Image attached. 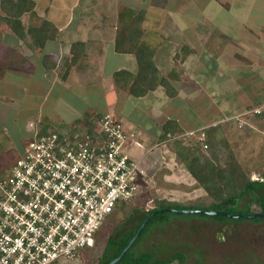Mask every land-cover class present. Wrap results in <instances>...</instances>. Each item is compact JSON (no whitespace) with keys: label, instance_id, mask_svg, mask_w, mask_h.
<instances>
[{"label":"rangeland","instance_id":"rangeland-1","mask_svg":"<svg viewBox=\"0 0 264 264\" xmlns=\"http://www.w3.org/2000/svg\"><path fill=\"white\" fill-rule=\"evenodd\" d=\"M32 1L33 10L20 18L26 34L25 40L14 37L8 27L0 23V64L5 65L0 79V174L22 153L25 140L28 139L29 123L36 124L39 121L46 124L50 121L54 128H63L76 124L83 115L89 113L94 117L104 114L114 117L121 115L118 118L120 123L139 126L142 124L143 127L150 124L149 128L164 120L163 116L152 117L144 114L146 111L142 106H136L133 111L129 109L128 103L133 97L128 95L127 88L124 90L117 88L109 76L113 69V60H116L115 56L119 57L115 55L116 53L129 57L127 70L134 74L137 70L134 52L139 45L150 52L153 62L155 54L159 55L161 52L163 57L158 56L162 59V64L158 66L160 67L158 78L170 82L172 78L168 75L171 68L169 66L181 58L180 50L185 52L195 50L193 53L195 59L201 58L207 62V52L210 53V57L213 56L211 47L214 42L218 43L217 48L221 49L218 52L225 55V58L230 57L234 50L246 46L243 32L236 31L231 24L241 17L239 11L244 14L248 12L243 17L246 21L249 19L248 25L260 28L259 31L263 33L261 41L264 45V0H249V5L244 8L245 12L238 8L235 3L237 0ZM225 4L227 7H223ZM2 16L0 9V17ZM42 28H46L48 35L52 34L54 37L45 42L42 50L30 49L31 38ZM251 35L257 37L256 33ZM81 42L84 44L83 53H79L77 48ZM166 50L173 51L167 54ZM174 52H177L175 57H170ZM21 56L25 59L23 64H19ZM189 58L186 60V67L182 68V65H179L182 69L174 70L177 76L188 74L190 70L188 66L192 62ZM10 61L13 66H6ZM252 62L243 58L238 59L237 66L240 69L236 72L240 75L245 72L246 75L230 87V90L245 92L243 100L247 101L248 107L246 106V110L239 116L226 120V125L219 126L217 138L222 140L224 153L230 150L233 158L241 162L248 156H256L261 148L263 149L261 156H264V112L258 116H248L247 119L243 117L252 114L254 110L264 108V99L256 105L254 102L251 103V100L261 99L258 98L261 95L264 98V59L257 62L259 69L253 67L257 69L256 72L252 71ZM200 64L197 63V66ZM200 67L204 69L202 71L205 74L206 67L203 64L199 66L197 68L199 72ZM192 70L197 72L196 69ZM234 75L235 72L230 71L229 76ZM182 81L172 83L175 90L172 88L174 95L171 98L176 102L168 98L162 110L165 108L168 110L167 105L170 102L175 104L179 111L177 117L181 122V125H178L186 133L175 139L171 138L165 144H156V141L152 144H156L155 147L159 150L162 149L168 158L181 153L185 145L188 147L197 145L191 139L197 132L192 129L195 128L194 116L199 114L200 108L205 107L201 100L194 104L193 83ZM204 82L199 79V87ZM197 90L199 91V88ZM204 90L205 94L209 93L211 86ZM202 93L200 89L199 95ZM163 94L161 92L148 94L143 99L144 103L156 105L158 95L162 96L161 99L165 98ZM125 104L126 110L123 111L122 106ZM163 115L168 116L166 112ZM199 125L202 124H197L198 127ZM252 126L256 128L255 134L258 136L246 138L248 144L240 143L245 131L250 130ZM198 150L207 158L210 157V149L199 145ZM135 152L140 153V149H135ZM200 155L197 153V156ZM215 164L217 166V163ZM261 170V173H264V166ZM260 174L251 173L249 178L256 180ZM168 182L164 177L161 189H158L159 183L153 185L143 179L141 194L132 202L125 204L124 208L119 207L107 219L95 239L93 249L79 255L74 261H62L58 264L96 263L106 239L115 227L131 214L146 212L150 210L149 206H155L156 198H162L158 195L159 190L164 196L168 193L173 195L170 198H175L181 203L191 201L210 203L200 188L194 192L196 185L187 183L185 186L182 184L172 186ZM262 190L264 192V184ZM152 199L154 202L150 203ZM247 202L248 198L241 199L237 207L242 208ZM251 209L257 211L255 203L251 205ZM241 220L239 223L231 219L219 223L197 216L166 214L164 218H154L148 224L134 252L138 254L148 251L153 253L156 259H166L174 252H182L187 264L196 261L204 264H264V219H260L259 223Z\"/></svg>","mask_w":264,"mask_h":264},{"label":"built area","instance_id":"built-area-1","mask_svg":"<svg viewBox=\"0 0 264 264\" xmlns=\"http://www.w3.org/2000/svg\"><path fill=\"white\" fill-rule=\"evenodd\" d=\"M42 125L28 124L22 153L0 174V264L74 261L141 194L145 173L117 118L101 115L92 136Z\"/></svg>","mask_w":264,"mask_h":264},{"label":"trees","instance_id":"trees-1","mask_svg":"<svg viewBox=\"0 0 264 264\" xmlns=\"http://www.w3.org/2000/svg\"><path fill=\"white\" fill-rule=\"evenodd\" d=\"M152 1L154 2L155 0ZM223 7H227V5L225 4ZM33 8L34 2L32 0H3L0 2V9L3 13V16L0 17V23L5 24L14 37L19 40H25L26 34L23 30L20 18L22 15L31 12ZM53 37L54 36L52 34L48 35V30L46 28H42L35 37L31 38L32 43L30 42L29 48L42 50L45 42ZM77 48H79V53H83L85 51L84 44H82V42ZM134 53L137 62L136 72L134 74L126 70L114 72L111 78L116 87L123 90L127 88L128 95L134 98L144 97L147 93L155 91L161 87L163 88L166 96L171 98L174 95V90L167 80L158 78V70L152 61V55L150 52L145 50L143 46L139 45ZM17 56L19 55L17 54ZM24 60L25 59L22 57V59L19 60V64H23ZM3 66L5 65L0 64V79L4 73ZM6 66H13V63L10 61L6 64ZM90 114L91 113L83 115L82 119L79 122H76V124L63 128H68L70 131L74 130V127L81 126L86 129V133L88 135L92 136L96 120L101 115L94 117ZM258 115L261 114L252 113L243 117L244 119H247L248 116ZM42 126L43 131H45L47 127L54 128V126L50 124V121ZM161 128L162 133L158 138V143L165 144L171 138L175 139L183 136L185 133L176 121L170 119L164 122ZM218 131L219 126L203 130L202 132H195V134H193V138L191 139L194 140L197 145L190 147L185 145L182 148L183 150L181 153H177L175 155V157L178 158L181 167L193 180L194 185L198 186L202 190L205 197L210 200V203L204 204L202 201H191L185 204L178 200H167L160 197L156 198L157 203L155 206L153 205L152 209L146 212L131 214L122 223L115 227L106 239L102 253L94 264H108L110 261L115 259L150 212L158 213L147 222L135 242L131 245L128 251L122 255L116 264H172L174 262L178 264H187L185 255L182 252H174L166 259H156L154 258L153 253L148 251L138 254L134 252L135 246L138 244L139 239L148 224L154 218H164L166 214L176 215L170 212L172 209L177 211H198V213H180L178 215H188L191 217L197 216L219 223L229 221L230 219L227 218L228 215L249 216L255 213L264 215V192L262 190L264 184V173H261V167L264 166V161H262L264 156H261L263 155V149L261 148L256 153V156H248L244 162H241L240 160L238 161L236 158H233L230 150H227L226 154L224 153L222 140H217ZM199 145L205 149H210L209 158L204 156L202 152H200L201 150H198ZM197 153L201 155L197 156ZM215 160L217 161L215 162ZM215 163H217V166ZM251 173H261V176L256 180H251L249 178ZM244 198H248L247 205L242 208L237 207L238 202ZM254 203L257 206V211L251 209V205ZM124 205L125 203L121 206L124 208ZM205 212H222L225 215L210 216ZM231 220L238 223L242 222L241 218ZM261 220L251 219L246 221L259 223ZM102 229L103 227L95 233L93 244L90 247L82 249L80 251V255H84L86 252L93 249L95 239ZM193 264L204 263L196 261Z\"/></svg>","mask_w":264,"mask_h":264},{"label":"crops","instance_id":"crops-1","mask_svg":"<svg viewBox=\"0 0 264 264\" xmlns=\"http://www.w3.org/2000/svg\"><path fill=\"white\" fill-rule=\"evenodd\" d=\"M141 1L148 2V0H141ZM235 3L238 6V8H240V10L241 8L242 10H244V8H246L249 5V0H237ZM239 12L241 14V17H238L239 18L238 20L232 21L231 24L233 25V28L236 31H241L244 34V38H245L244 43L246 46L243 49L234 50V53H232L230 57L225 58V55H222L218 52V50H221L220 48H217L218 43H215L213 41L214 45L211 47V50H212L211 53L213 54V56L210 57V53L207 52V56H206L207 62H205V60H202L201 58L195 59V57L193 56V53L195 50H192V51L188 50L186 52L185 50H180L181 58L176 60L175 64L172 63L169 66L171 68L168 71V75L170 76V78H172V81L170 82L168 81L170 86L175 90L174 85H172V83L175 84L179 81H182L183 79L189 82H192L195 88L192 90V94L194 95V97H192V99L194 100V104H197L195 102H200L198 100H201L202 105L205 104V107H203L202 109L200 108V111L198 112L199 114L194 116L196 117L194 120L195 123L193 124L195 128H192L194 131H200L203 129L207 130V129H211L217 126L222 127L227 124L226 120L230 118H234L237 115L239 116L240 113L246 110V108L248 107L247 101L243 100V97L245 96L244 95L245 92L243 91L239 92V90L238 92H236L235 90H230V87L233 85V83L235 84V82L239 78H242L243 76L246 75L245 72L242 73L241 75L236 72L240 69L237 66L238 59L243 58V60L253 61L252 71L254 72L257 71V69L255 68H258V69L260 68L257 62H259L260 59L262 60L264 59V45L262 44V41H261L263 33H261V30L259 31L260 28L259 29L256 28V25H253V26L248 25L249 19H247V21L246 19H243L244 15L248 14V12L245 14L242 11H239ZM251 33H256L257 37H253ZM171 51L173 50H166V53L169 54L171 53ZM176 53L177 52H174L173 55L170 57L174 58ZM185 54H187V56L184 57ZM115 55H119V57L115 56L116 60H113L114 64H113L112 71H110V75H109L110 77L112 76L114 72H117L119 70L129 71L127 70L128 67L126 66L128 64L129 57L122 53H116ZM158 56L163 57L161 56V52L159 55L155 54V57H154V63L159 71L160 67L158 68V66L159 64H162V59ZM188 57H190L189 59H192V62L189 60L191 62V65L188 66V68H190V70L187 72L188 74L184 73L182 74V76L181 75L177 76V73L175 74L174 70L176 71V68L182 69L183 66L186 67L187 65L186 60L188 59ZM197 63H201V64L197 66ZM202 64L204 67H206L205 74H204V71H202L203 69L202 67H200L201 72H199L197 69ZM179 65H182V68ZM254 66L255 68H253ZM192 68L196 69L198 73L194 72ZM230 71H234L235 75L229 76ZM199 79L202 82L205 81L203 85H205L206 87H203V85L199 87L200 86L198 83ZM209 86H211V90L209 91V93L205 94L204 89H207ZM198 88H199V91L200 89L203 91L201 95H199V91L197 90ZM194 90H197V91L193 92ZM157 92H161L163 94V88L159 87L155 91L147 93L145 97H141V98L133 97L128 103L129 109L132 111L136 108V106H142L143 109L146 111L144 112V114L145 113L149 114L152 117H154L155 115L163 116L164 120L160 122V124L158 123L159 125L158 124L153 125L151 128H149L150 124L149 126L143 127L142 124H140L139 126L136 124L134 125L129 124V123L124 124L123 122H121L125 133L129 136V139L127 142V148H126L127 153L132 159L139 160L141 162L142 169L145 173L144 181L147 183L150 182L153 185L159 183L158 189H161V183L162 181H164V177H165V180H168L169 181L168 183L171 184L172 186H176V185L179 186L181 184L185 186L187 183H191L194 185V182L190 178L189 174L179 164L177 157L175 158L172 155L170 158H168L169 156L168 155L165 156V153L162 151V149L159 150V148L155 147V145L158 143L157 142L158 138L162 133L161 127H162V124H164V122L170 119V120L176 121L179 125H181V122L179 118L177 117L179 116L178 115L179 111L176 109L177 106H175V104L172 103V102H176V100L173 98L170 99L169 97L165 95V93L163 94L165 98L161 99L162 96L160 95H158V97L156 98L157 103H158V104L156 103V105H159V106L150 105L149 103H146V104L144 103L143 99L146 98L148 94H154ZM177 96H178V92H177ZM168 98L172 102H170L167 105L168 110L167 108H165V110L163 111L162 108L165 107L164 105L167 103L166 101ZM258 98H261V99L251 100V103L254 102V105H256L258 104L257 102H262L264 99L262 98V95L259 96ZM122 107H123V111L126 110L125 109L126 104ZM165 112L168 114V116L163 115V113ZM119 116L121 115H118L115 117L118 119ZM197 124H202V125H199L200 127H198ZM187 130H190V129H187ZM256 132H257L256 128H253L252 126L250 127V130L245 131L242 138L240 139L241 141L240 140L238 141H240V143H243V144H246V143L248 144L246 138H249V136L250 137L253 136L255 138L256 136H258L255 134ZM155 141H156V144L152 145ZM137 148L140 149V153L138 154L137 152H135V149ZM194 187H196L194 192H197L199 187L198 186H194ZM199 190L202 191L201 189ZM161 193L162 191L159 190L158 195L164 199L176 200L175 198L171 199L170 196H173V195H170L169 193L166 196L162 195Z\"/></svg>","mask_w":264,"mask_h":264},{"label":"water","instance_id":"water-1","mask_svg":"<svg viewBox=\"0 0 264 264\" xmlns=\"http://www.w3.org/2000/svg\"><path fill=\"white\" fill-rule=\"evenodd\" d=\"M171 213H174L176 215L180 214V213H186V214H192V213H198V211H194V210H190V211H177V210H170ZM158 212H150L146 218L143 220V222L141 223V225L138 227V229L136 230V232L134 233V235L130 238V240L127 242V244L125 245V247L123 248V250L119 253V255L113 259L112 261H110L108 264H116L118 262V260L122 257V255L128 251V249L131 247V245L135 242V240L137 239V237L139 236V234L141 233L142 229L146 226L147 222L157 214ZM203 213V212H201ZM207 215L210 216H214V215H220V216H224L225 214L222 212H205ZM227 218L229 219H237V218H241L244 220H251V219H264V215L260 214V213H255L249 216H239V215H228Z\"/></svg>","mask_w":264,"mask_h":264},{"label":"clouds","instance_id":"clouds-1","mask_svg":"<svg viewBox=\"0 0 264 264\" xmlns=\"http://www.w3.org/2000/svg\"><path fill=\"white\" fill-rule=\"evenodd\" d=\"M152 202H154V201L152 200ZM152 208H153V206H152Z\"/></svg>","mask_w":264,"mask_h":264}]
</instances>
